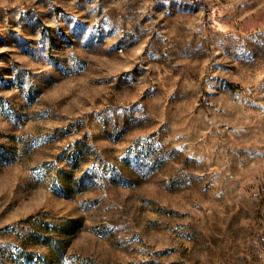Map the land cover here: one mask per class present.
<instances>
[{
	"label": "rangeland",
	"instance_id": "obj_1",
	"mask_svg": "<svg viewBox=\"0 0 264 264\" xmlns=\"http://www.w3.org/2000/svg\"><path fill=\"white\" fill-rule=\"evenodd\" d=\"M0 264H264V0H0Z\"/></svg>",
	"mask_w": 264,
	"mask_h": 264
}]
</instances>
